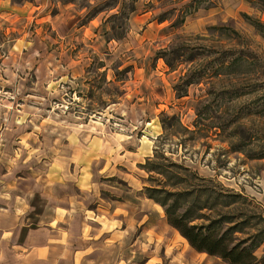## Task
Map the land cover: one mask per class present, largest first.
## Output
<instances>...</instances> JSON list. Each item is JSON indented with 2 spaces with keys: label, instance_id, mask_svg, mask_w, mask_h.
Returning <instances> with one entry per match:
<instances>
[{
  "label": "rangeland",
  "instance_id": "1",
  "mask_svg": "<svg viewBox=\"0 0 264 264\" xmlns=\"http://www.w3.org/2000/svg\"><path fill=\"white\" fill-rule=\"evenodd\" d=\"M95 18V28L82 34L77 26ZM65 20L77 27L66 37V52L84 65L79 81L60 86L50 106L68 122L98 125L110 141L150 144L148 157L129 163L143 201L133 197L130 205L139 207L130 217L116 196L128 183L110 174V205L117 206L110 264H227L187 245L164 207L145 199L149 194L166 205L177 201L179 214L190 209L192 224L230 214L221 228L242 222L238 237L264 239V0L1 2L0 40L24 44L19 60L28 68L16 69V89L32 100L42 99V79L53 75L39 61L43 43L59 45L53 27L63 29ZM33 53L32 67L25 61ZM0 94L13 101L5 89ZM123 217L131 223H120ZM136 219H146V227ZM263 251L264 243L255 252Z\"/></svg>",
  "mask_w": 264,
  "mask_h": 264
},
{
  "label": "crops",
  "instance_id": "2",
  "mask_svg": "<svg viewBox=\"0 0 264 264\" xmlns=\"http://www.w3.org/2000/svg\"><path fill=\"white\" fill-rule=\"evenodd\" d=\"M65 22L63 29L58 23L53 27L61 39L55 49L43 43L46 52L39 61L53 75L42 79L37 92L42 99L37 101L30 98V92L16 89L20 75L16 69L28 68L19 60L24 44L18 38L0 40V90L13 98L0 99V264H110V221L115 220L117 209L110 205V174L128 183L125 194H116L122 201H112H120L129 217L139 207L130 205L133 197L143 202L137 193L140 178L129 163L147 156L150 144L140 140L131 148L129 139L110 141V133L100 134L98 125L68 122L64 112L50 106L51 99L61 96L60 86L79 81L84 65L66 52V37L72 28L79 27L85 34L84 30L98 23L96 18L77 27ZM31 49L35 52L41 47ZM32 57L25 62L33 67L34 53ZM16 98L19 106L7 108L6 101ZM118 221L130 224L131 218ZM146 223V219L134 220L138 227ZM137 238L144 239V232Z\"/></svg>",
  "mask_w": 264,
  "mask_h": 264
},
{
  "label": "trees",
  "instance_id": "3",
  "mask_svg": "<svg viewBox=\"0 0 264 264\" xmlns=\"http://www.w3.org/2000/svg\"><path fill=\"white\" fill-rule=\"evenodd\" d=\"M226 195L234 197L238 194L228 192ZM216 196H219V192ZM147 197L164 207L167 223L176 229L195 251L218 257L227 264H264V251L261 255L255 252L264 243V239L257 240V236L251 235L250 238L238 237L236 233L243 232L242 222L220 227L223 223L229 222L233 215L219 214L207 224H192L190 209L180 214L176 212L177 201L166 205L165 201L156 200L150 194Z\"/></svg>",
  "mask_w": 264,
  "mask_h": 264
}]
</instances>
